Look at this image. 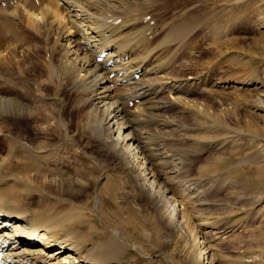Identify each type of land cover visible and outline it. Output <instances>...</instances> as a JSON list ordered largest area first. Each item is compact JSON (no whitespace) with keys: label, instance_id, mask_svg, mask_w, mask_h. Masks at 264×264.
Listing matches in <instances>:
<instances>
[{"label":"bare ground","instance_id":"obj_1","mask_svg":"<svg viewBox=\"0 0 264 264\" xmlns=\"http://www.w3.org/2000/svg\"><path fill=\"white\" fill-rule=\"evenodd\" d=\"M204 1L177 4V0H0V29L4 31L0 64L5 65L0 73V124L4 125L0 127V139L5 142V149L0 151L3 264H113L124 254L129 255L136 233L144 241L152 239L148 226L138 228V224L151 221L159 227L163 240L165 227H171L196 264H214L211 254L222 258L219 247L229 234L219 224L233 212L229 206L217 209L216 201L212 202L214 197L209 198L210 186L202 179L209 180L206 176L215 174L212 167L219 166L225 147L236 138H256L264 144V69L244 76L227 73L208 86H197L200 91L226 90L229 87L219 83L228 82L230 88L242 92L240 101L249 110L231 127L225 125L224 133L211 135L224 119L218 111H210V106L202 107L201 102L185 98V86L202 82L203 73H207L197 71L199 58L192 40L195 32L208 23L224 28L225 18L218 16L226 6L254 9L257 37L252 39L254 43L245 40L246 53L252 55L244 63L257 58L264 66V0H256L255 5L252 0H220V5H213L219 9L213 12L204 11ZM165 3L173 10L171 17L161 11L160 5ZM155 16L171 20L157 25ZM20 23L43 38L44 46H36L42 49L40 53L22 42L26 32L20 35ZM10 34L12 39H7ZM187 37L182 50L181 40ZM213 39L205 44L206 49L220 41ZM227 42L218 54L238 49ZM14 49L32 51L31 56H25L24 61V56L12 53ZM35 68L37 72L33 71ZM18 75L32 77L19 82ZM63 83L69 85L73 95L74 122L36 105L53 104L45 88L59 89ZM12 85L29 95L39 94L38 101L13 96L16 91L9 90ZM166 92L169 97H163ZM12 118L37 126L32 132L34 140H12L7 129ZM148 121L155 127H148ZM71 124L76 127L73 131ZM78 132L97 145V153L80 144ZM38 133L44 138L38 139ZM46 135L55 139L48 140ZM51 142L52 147L48 144ZM58 146L71 155L53 164L59 171L56 177H46L40 167L48 165L49 154L51 158L56 156ZM196 153L204 157L199 160V169L189 173L193 162L189 156ZM52 160L56 161V157ZM178 162L187 169L178 167ZM108 168L116 169L113 177L104 174ZM117 179L121 180L118 184ZM91 182L95 186L92 216L81 197H75ZM42 194L53 197L52 205L61 203L67 207L43 210L42 202H32V197ZM101 196L113 200L106 213L100 210L104 207ZM129 200L137 204V212L149 207L153 214L148 210L138 220L122 213ZM119 224L125 225L128 235L118 228ZM198 236L204 239L198 240Z\"/></svg>","mask_w":264,"mask_h":264},{"label":"rangeland","instance_id":"obj_2","mask_svg":"<svg viewBox=\"0 0 264 264\" xmlns=\"http://www.w3.org/2000/svg\"><path fill=\"white\" fill-rule=\"evenodd\" d=\"M168 1L170 2V0ZM188 1L192 3V0H188ZM193 1L197 2L198 0H193ZM189 2H187V0H177V4H185ZM219 2L220 0L204 1L203 2L205 4L203 7L204 11L209 12V10H211L213 12V11L218 10L219 8L213 7V5L216 3L220 5ZM252 2H254L253 5L256 4V0L254 1L252 0ZM262 4H261V8H264V4L263 5ZM160 6H161L160 8L162 12H164L168 17L172 16L173 10L172 8H170V5L167 6L165 3L164 5H160ZM236 10H237V7L235 5H232L230 7L226 6L224 9L219 11V16H218V17L223 16V18H225V23H227L224 25L225 27L224 28L219 27L221 24H217L218 27L216 26L211 27L213 23H208L205 26L201 27L200 32L198 30H197L198 32H195L196 36H193V40H192L194 47H195V52H196L195 56L198 54L197 58H199V60L197 61L198 66H196L197 71L207 72V73L205 74L203 73L202 75L203 79L201 78L202 82L200 81L198 83L196 82V84L194 83L192 85L191 84L186 85L185 91L187 92H185L186 94L185 93L183 94H185L186 96L185 98H189V99H193V100H197L201 102L202 107L203 106L205 107V105L210 106L209 107L210 111L212 112L218 111L220 114V117L224 119V123L220 125V128H218V130L215 129L216 131L210 132L211 135H220L224 133L226 131V126L233 125L234 122L240 121L239 120L240 118L244 117L245 115H248L249 110L243 107V104L240 101L242 92H239L237 90L235 91L234 89L230 88L229 85L231 84L228 83L227 81H226L227 84L219 83V84L226 85L227 87H229V89H226V90H224L223 88L222 90L221 88H217L219 90L214 89V91H212L213 90L212 89V90L200 91L198 87L201 84H205L206 86H208V84L211 83L213 79L219 76H223L224 74H227V73L231 75L233 74V76L234 75L244 76V74L248 73L249 71L251 72L254 70L255 71L254 73H261L262 70L264 69L263 64H261L259 62V59L257 58H254L255 60L252 59V61L248 64L244 63V59L247 60L249 59L248 56L251 57L252 55V54L249 55L248 53H246V50H245L246 41H250L252 43V41L256 39L257 37L256 36L257 29L253 24V20L256 16L254 14V9L245 8L242 10H237L238 12H236ZM229 17H231V19H229ZM170 20L171 18L160 19V17L155 16V23L157 25H161L164 22L169 23ZM17 26L20 30V35L22 34L23 31L26 32V34L24 33L25 36L22 40L23 43L29 44L31 47H36L37 44H40V45L43 44V40H42L43 38L39 37L34 32L26 29L24 24L20 23ZM221 28H222V31H219V29ZM211 31L213 32L212 34L209 33ZM3 33L4 31L0 29V48L4 40ZM208 34H210L209 35L210 38H208L209 37ZM11 37L12 36L10 34V38L8 37L7 39H12ZM209 39H213V41H218V40L220 41L217 42L216 44H213L211 48L206 49L205 44L210 42ZM229 39H231L232 42L229 41L228 43L227 41ZM188 40H189V37L181 40L183 42L182 50L184 49V46L186 45L185 43L188 42ZM226 42L229 45L230 44L235 45L234 48L235 49L238 48L237 50H240L238 51L239 53L237 52V50L233 49V51H228V53L218 54L219 48L224 49ZM252 45L254 44H251V47H254ZM204 47L205 49H203ZM34 51L35 53H40L42 49L36 47ZM14 52L12 53L18 54L19 57L24 56L23 57V60H24L25 58H27L25 56L27 55L31 56L32 51L26 53V52L19 51V49H14ZM240 63H242V65ZM4 69H5V65L0 64V73H2ZM33 71L37 72L38 69L35 68ZM5 74L7 75V73ZM26 76L28 79H26ZM26 76L18 75L17 81L24 82L25 79L30 80V78L32 77V75H26ZM33 89L36 90L38 88H33ZM9 90L16 91V94L13 96H18L20 97V99H24V100L31 101V102L38 101L37 96L38 97L40 96L39 94L29 95L27 92L25 93L21 91L18 88V86H14V85H12L9 88ZM45 91L50 94L51 100L49 101L53 100L52 101L53 104H43L41 102L39 103L36 102V105L40 106L41 104L43 107H46L49 110H52L56 113H60V115L65 120L74 122L75 113L73 110H71V105L73 102L72 101L73 95L71 93V88L69 87V85H67L66 83H63L62 87H60L59 89H55V90H53L51 86H46ZM237 95L238 97H236ZM239 95H240V98H239ZM163 97H169L168 93L166 92ZM239 103L242 105H240ZM129 105H131V103H129ZM222 110L223 112H221ZM185 119H187V117ZM30 124L31 123H28L26 120H17V118H12L11 120L7 122V129L9 131L8 135L14 141L17 139L32 141L34 140V138H31L34 135L32 132L33 130H35V128H37V126L31 127ZM147 124H148V127L150 125H154L152 124L151 121H148ZM0 125H1L0 126L1 128L4 127L3 124H0ZM154 127H150V128L154 129ZM75 128L76 127L74 126V124H71V130L73 131ZM35 136L38 139L44 138V134L42 133H38ZM14 138H17V139H14ZM47 138L48 140L55 139V137H52V136H49ZM77 139L80 142V144H82L85 147L86 150L88 149V151H92L94 154L97 153L98 151L97 145L89 142L82 135L81 132H78ZM52 143L53 142L48 143V144L50 145ZM227 146L225 147L226 149H224V151L222 152L225 155H223L221 161L218 163L219 166L212 167L213 169L215 168L214 169L215 172L214 170L212 171L215 174L212 173L210 175H207L206 177L209 178V180L202 179V181H205L206 184L210 186L209 198L211 196L212 198L214 197L212 202L214 200L216 201L217 209L219 210L221 207L227 208L229 206L228 208L232 209V212H233L232 216H230L228 219L223 220V222L219 224L220 226L222 225L221 229L223 231L227 230L226 233L229 234L227 239L223 241V243H221L222 245L220 244V247H219V250L220 248L222 250V251L220 250V256H222V258L221 257L217 258L215 255L212 256V254H211V257H213L214 264H264V170H263L264 168L262 169V167H264V144L261 143L260 140L256 138H251V139L236 138L232 142V144H228ZM50 147L52 146L50 145ZM4 149H5V142L3 139H0V151H3ZM17 151L19 152V150ZM49 153H52V152H49ZM54 153L56 154V156L54 155L53 157H56V161L52 160L53 157L51 158L49 154L48 165L43 164L44 166L40 167L41 169L40 173L45 175L46 177H56L59 171H58V168H56L57 166L53 164L56 163L57 160L61 161V159H66L67 156L69 157L71 155L70 151L62 148L61 146H58L56 150L54 151ZM196 154L189 156V158H191L193 161L192 163L189 164L190 168L187 171L189 173H194L199 169L200 167L198 165L199 160H202L204 157V156L199 157L198 153ZM195 155L196 157H194ZM108 162L112 164L113 160L110 159L108 160ZM176 165L178 167L184 168L185 170L188 167V166H185L184 164L180 166L179 162ZM260 165L261 167H259ZM62 166L64 167L63 163H62ZM257 167L261 169L259 170ZM114 169L115 168H112L110 170L108 168L104 172V174L110 173V175L113 177L112 173L114 174L116 173V169L115 170ZM99 173L100 171L96 172L97 175ZM156 174H158V171ZM259 175H261L263 179L259 177ZM66 177H64V179ZM118 181H121V180L117 179L116 184L119 183ZM91 183L86 184L83 189L75 193L76 198L81 197L79 199H81L82 204L85 205L86 209L89 210V211L87 210V213L90 216H92L91 208L95 204L94 198H93V188L95 186L93 183L92 184ZM89 189L91 192L89 191ZM52 193L54 194L57 192L52 190ZM37 197L36 196L32 197L33 198L32 202L34 201V199H36L37 202L39 201L42 202L40 203L41 204L40 206L44 207L43 210H46L47 208L49 209L51 207L56 208L61 205L62 206L64 205L61 203H59V205H56V206L52 205L53 202L51 200H53V197L48 194L45 196H43V194L38 195ZM112 202L113 200L110 202V200H107V198H104L101 196L100 203L104 205L105 208L101 206L100 210L106 213L105 210H107V207H110L112 205ZM28 204L31 205V202L29 201ZM120 204L123 205V203H120ZM127 204L128 206L127 207L125 206L122 213L130 214L138 220L141 219L142 215L147 214L148 210H149V213L153 214L152 210L149 207L145 210L141 208L142 212H137V210L135 209L137 207V204L134 203L132 200H129ZM63 207H67V206H63ZM172 208L174 209V205ZM94 221L96 222L97 225H101V222L97 220L96 218H94ZM144 225L148 226V234L152 236V239L144 241L145 238L141 234L136 233L134 239L131 240V242L134 243L135 246L134 248H132V250L130 249L128 251L129 255L126 257V255L124 254L122 256L123 258H121L118 262L113 263V264H196L197 263L196 260L190 259L188 247L184 245V242L183 240H181V238L177 237V235L174 233L171 227H168V228L165 227L164 232L162 233V237L164 236V240H163L158 233L159 227H157L155 222L151 221V222H146V223H140L138 224V228H142ZM118 228L121 231L123 229L124 232L123 231L122 232L124 234H127L125 233L126 227L124 224L123 225L119 224ZM196 228L197 230H199V227L196 226ZM202 232L203 230L201 229V234L204 235ZM202 237L203 236H198V240H202ZM202 245L204 248L205 245L203 243ZM206 250L207 249H205V251ZM210 250L212 252V249ZM207 255L209 256L210 252ZM244 255L246 256L251 255L252 257H245ZM240 256L242 257L244 256L245 258L244 257L243 258L246 261L243 260L242 257L240 258Z\"/></svg>","mask_w":264,"mask_h":264}]
</instances>
